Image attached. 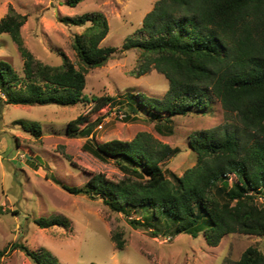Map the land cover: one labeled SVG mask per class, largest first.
I'll use <instances>...</instances> for the list:
<instances>
[{
	"label": "trees",
	"instance_id": "1",
	"mask_svg": "<svg viewBox=\"0 0 264 264\" xmlns=\"http://www.w3.org/2000/svg\"><path fill=\"white\" fill-rule=\"evenodd\" d=\"M82 1L67 3L76 6ZM26 20L27 15L13 9L0 19V34L11 36L24 59L22 74L0 59V106L82 102L88 107L69 123L67 133L86 137L83 149L113 161L124 174L119 179L96 173L84 186L66 188L99 196L127 216L141 213L148 221L131 218L130 223L151 227L155 236L168 232L157 230L163 221L173 228L167 235L203 233L211 245L231 233L264 237V0H157L143 17L138 37L124 43L125 49L139 52V75L155 69L168 80L162 98L127 95L125 120L145 112L159 132L172 134L169 123L176 118L206 116L220 105L223 124L190 135L196 163L182 175L163 165L181 149L147 131L131 140H95L94 126L118 103L111 95L84 92L89 69L106 64L116 50L101 45L109 32L101 12L64 18L77 26L90 24L76 35L78 63L62 53L61 66L37 61L27 49L21 34ZM31 131L39 136L40 125L31 126ZM36 222L41 227L64 225L58 217ZM114 238L122 248V234ZM13 248L35 264H60L46 250L19 242ZM232 264H264V252L249 246Z\"/></svg>",
	"mask_w": 264,
	"mask_h": 264
},
{
	"label": "rangeland",
	"instance_id": "2",
	"mask_svg": "<svg viewBox=\"0 0 264 264\" xmlns=\"http://www.w3.org/2000/svg\"><path fill=\"white\" fill-rule=\"evenodd\" d=\"M67 1L0 0V19L10 9L27 15L21 28L25 46L37 61L61 66L62 53L78 63L76 35L90 24L77 26L64 18L101 12L109 24L101 45L116 50L106 64L89 69L84 92L89 96L111 95L118 103L94 126L95 140H131L138 132L147 131L181 149L163 165L182 175L196 163L189 148L190 135L223 124V112L216 104L209 115L178 117L169 123L172 134L159 132L145 112L136 120H125L127 95L162 98L168 88L166 77L155 69L139 75V52L124 48L128 38L138 37L143 17L157 0H84L76 6ZM0 59L23 73L24 59L8 33L0 34ZM87 107L80 101L72 106H0V252L4 251L0 264H35L24 251L13 248L18 242L35 251L50 252L60 264H232L249 246H258L264 252V237L252 234H226L218 245H211L203 233L171 237L167 234L172 233V226L160 221L157 230L168 232L155 236L151 227L130 223L131 218L148 221L141 213L127 216L113 211L99 196L66 188L82 187L96 173L124 177L113 161H103L83 149L86 137L67 133L69 123ZM35 124L41 127L39 136L31 131ZM55 217L64 225L41 227L36 222ZM152 222L156 228V221ZM117 233L122 234V248L116 244Z\"/></svg>",
	"mask_w": 264,
	"mask_h": 264
}]
</instances>
